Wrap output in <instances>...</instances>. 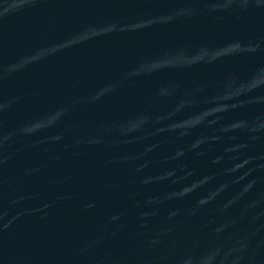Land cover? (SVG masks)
I'll return each mask as SVG.
<instances>
[{
    "label": "water",
    "instance_id": "water-1",
    "mask_svg": "<svg viewBox=\"0 0 264 264\" xmlns=\"http://www.w3.org/2000/svg\"><path fill=\"white\" fill-rule=\"evenodd\" d=\"M0 264H264V0H0Z\"/></svg>",
    "mask_w": 264,
    "mask_h": 264
}]
</instances>
